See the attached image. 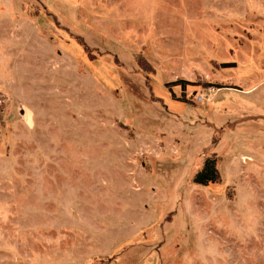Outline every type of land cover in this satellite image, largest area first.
<instances>
[{
	"label": "rangeland",
	"instance_id": "rangeland-1",
	"mask_svg": "<svg viewBox=\"0 0 264 264\" xmlns=\"http://www.w3.org/2000/svg\"><path fill=\"white\" fill-rule=\"evenodd\" d=\"M0 264H264V0H0Z\"/></svg>",
	"mask_w": 264,
	"mask_h": 264
},
{
	"label": "trees",
	"instance_id": "trees-1",
	"mask_svg": "<svg viewBox=\"0 0 264 264\" xmlns=\"http://www.w3.org/2000/svg\"><path fill=\"white\" fill-rule=\"evenodd\" d=\"M227 64H222L226 66ZM183 98L179 99L180 101ZM184 101V100H182ZM221 179L220 172L217 167V157L216 154L205 157L202 165L197 169L195 174L192 176L190 181L198 185H208L209 183L218 182Z\"/></svg>",
	"mask_w": 264,
	"mask_h": 264
},
{
	"label": "built area",
	"instance_id": "built-area-1",
	"mask_svg": "<svg viewBox=\"0 0 264 264\" xmlns=\"http://www.w3.org/2000/svg\"><path fill=\"white\" fill-rule=\"evenodd\" d=\"M200 99H202V96H199Z\"/></svg>",
	"mask_w": 264,
	"mask_h": 264
}]
</instances>
